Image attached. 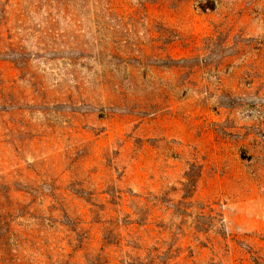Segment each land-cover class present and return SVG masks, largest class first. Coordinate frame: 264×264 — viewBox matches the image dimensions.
<instances>
[{
	"label": "rangeland",
	"instance_id": "374dc122",
	"mask_svg": "<svg viewBox=\"0 0 264 264\" xmlns=\"http://www.w3.org/2000/svg\"><path fill=\"white\" fill-rule=\"evenodd\" d=\"M1 227L0 264H264V0H0Z\"/></svg>",
	"mask_w": 264,
	"mask_h": 264
},
{
	"label": "trees",
	"instance_id": "16d2710c",
	"mask_svg": "<svg viewBox=\"0 0 264 264\" xmlns=\"http://www.w3.org/2000/svg\"><path fill=\"white\" fill-rule=\"evenodd\" d=\"M6 225L8 226L9 223H6ZM2 227L0 228V252L1 258L5 259V255L10 254V231L7 228L3 229Z\"/></svg>",
	"mask_w": 264,
	"mask_h": 264
}]
</instances>
